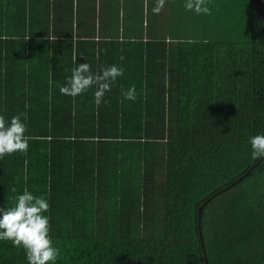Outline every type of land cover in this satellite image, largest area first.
<instances>
[{"label":"trees","instance_id":"obj_1","mask_svg":"<svg viewBox=\"0 0 264 264\" xmlns=\"http://www.w3.org/2000/svg\"><path fill=\"white\" fill-rule=\"evenodd\" d=\"M168 1L145 28L143 0H0V114L31 137L0 160V205L48 198L58 264H264V22L255 0ZM84 57L124 68L99 104L59 91ZM0 264L24 251L0 241Z\"/></svg>","mask_w":264,"mask_h":264},{"label":"clouds","instance_id":"obj_2","mask_svg":"<svg viewBox=\"0 0 264 264\" xmlns=\"http://www.w3.org/2000/svg\"><path fill=\"white\" fill-rule=\"evenodd\" d=\"M165 0H156L153 14H159ZM184 8L196 15H211L208 0H185ZM124 75V68L115 64L104 67L99 73L84 57V62L71 69V75L59 87L62 95L77 97L95 89L97 104L104 101L106 93L118 77ZM124 99L135 101V86L123 93ZM26 114L20 113L6 119L0 114V160L16 152L27 153L31 137L27 135ZM251 154L254 158L264 157V133L251 137ZM15 192L16 189L14 188ZM49 200L45 195H34L27 188L15 197L10 207L0 205V241H9L24 251L27 264H58L60 249L50 235Z\"/></svg>","mask_w":264,"mask_h":264},{"label":"rangeland","instance_id":"obj_3","mask_svg":"<svg viewBox=\"0 0 264 264\" xmlns=\"http://www.w3.org/2000/svg\"><path fill=\"white\" fill-rule=\"evenodd\" d=\"M144 2H145V0H143ZM148 2V1H147ZM174 4V3H173ZM142 8H143V13L145 14V13H148V11L150 10V8H149V10H148V7H144V6H142ZM170 11V10H169ZM153 14V13H152ZM157 15V16H156ZM153 17H154V20L151 22V24H157V25H160V26H164L165 24H172V22H171V20H172V18H173V16H171V12H167V10H166V12H165V14L164 13H160V14H154L153 15ZM146 19L144 18L143 19V23H142V25H144V26H149V22L146 20ZM98 23V22H97ZM159 27V26H158ZM171 27H173V25H171ZM160 28H162V27H160ZM170 29V28H169ZM162 30H164V31H166L167 32V29L165 28V27H163V29ZM163 35V34H162Z\"/></svg>","mask_w":264,"mask_h":264},{"label":"crops","instance_id":"obj_4","mask_svg":"<svg viewBox=\"0 0 264 264\" xmlns=\"http://www.w3.org/2000/svg\"><path fill=\"white\" fill-rule=\"evenodd\" d=\"M135 1V4L136 3H138V0H134ZM140 1V0H139ZM148 1V2H147ZM155 4H156V0H145V2L143 3V6L144 7H148V10H149V8H150V10L152 11V8L155 6ZM169 5H170V3H169V1L168 0H165V3H164V5H163V7H162V9H161V11L159 12V14L160 13H164L165 14V12H166V8H169ZM176 7V6H175ZM167 12H171V10L170 11H168V9H167ZM153 13V12H152ZM157 16V15H156ZM144 18L149 22V24H151V22L153 21V20H149V15H148V13H145V15H144ZM143 18V19H144ZM145 20V21H146ZM141 24V23H140ZM170 24H168V26H169ZM144 26V25H143ZM151 26H152V24H151ZM145 28L146 27H148L147 25L146 26H144Z\"/></svg>","mask_w":264,"mask_h":264},{"label":"water","instance_id":"obj_5","mask_svg":"<svg viewBox=\"0 0 264 264\" xmlns=\"http://www.w3.org/2000/svg\"><path fill=\"white\" fill-rule=\"evenodd\" d=\"M255 10H256V15L258 16V18L264 22V16L262 15V12H261V0H255ZM242 179V178H241ZM240 180H238L237 182H235L234 184H232V186H234L235 184H237ZM207 203V202H206ZM201 209H199V218H200V213H201ZM201 242H202V246H203V240H202V237H201ZM203 252L204 254L206 253L204 248H203ZM205 264H209L208 262V259L207 257L205 256Z\"/></svg>","mask_w":264,"mask_h":264},{"label":"bare ground","instance_id":"obj_6","mask_svg":"<svg viewBox=\"0 0 264 264\" xmlns=\"http://www.w3.org/2000/svg\"><path fill=\"white\" fill-rule=\"evenodd\" d=\"M182 59V58H181ZM181 69V68H180ZM178 70V69H177ZM180 88V87H179ZM183 95V94H182ZM185 95V94H184ZM186 96V95H185ZM179 99V98H178ZM175 144V143H174ZM197 162V161H196ZM187 166V165H186ZM200 167V166H199ZM198 168V167H197ZM200 173V172H199ZM195 193V192H194ZM86 240V239H85Z\"/></svg>","mask_w":264,"mask_h":264}]
</instances>
